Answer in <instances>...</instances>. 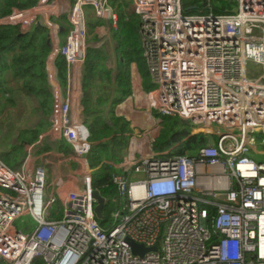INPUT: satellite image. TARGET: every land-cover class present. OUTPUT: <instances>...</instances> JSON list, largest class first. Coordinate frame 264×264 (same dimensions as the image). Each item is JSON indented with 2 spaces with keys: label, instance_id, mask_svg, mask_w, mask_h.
Returning a JSON list of instances; mask_svg holds the SVG:
<instances>
[{
  "label": "built area",
  "instance_id": "obj_1",
  "mask_svg": "<svg viewBox=\"0 0 264 264\" xmlns=\"http://www.w3.org/2000/svg\"><path fill=\"white\" fill-rule=\"evenodd\" d=\"M109 1L38 0L0 17V26L33 32L40 21L50 33L53 106L38 144L48 141L52 156L71 146L58 162H75L78 187L64 192L62 178L48 181L51 164L34 163L32 146L17 167L0 158V264L37 258L45 264H264V162L251 157L264 156V0H236L233 13L221 14L212 0L202 14L184 13L182 0H130L126 11L140 18L142 57L153 83L140 96L158 123L177 117L208 141L183 153H157L152 143L161 126L157 133L134 129L112 174L122 207L104 228L94 211L91 133L63 97L55 62L65 59L69 94L71 74L94 47L91 34L109 41L119 27ZM58 201L60 213H53ZM24 216L30 222L18 225ZM127 238L158 249L134 253Z\"/></svg>",
  "mask_w": 264,
  "mask_h": 264
},
{
  "label": "trees",
  "instance_id": "obj_2",
  "mask_svg": "<svg viewBox=\"0 0 264 264\" xmlns=\"http://www.w3.org/2000/svg\"><path fill=\"white\" fill-rule=\"evenodd\" d=\"M37 1L0 0V17L11 14L13 6L27 8L37 4ZM129 2L130 0H125V2H121L122 4L118 1L114 3L119 16V27L113 31V36L122 56L118 62L114 92L111 91L113 86L112 70L106 63L109 57L106 46L100 48L90 46L88 48L82 76L84 96L81 104L84 108L85 121L88 122L91 133L90 142L92 145L88 160L91 168L92 165L96 167L95 170L94 167L92 169L93 187L98 189L106 198L103 218L98 219L104 228L111 227L110 214L122 207L121 198L112 181V174L119 171L116 165L120 163L123 153L128 148L130 138L134 134V128L125 116L117 115L115 105L132 94V75L130 71L132 62L135 61L140 68V73L145 82L143 88L146 91L153 88L146 63L142 57V49L137 46L136 53H134L129 47L127 36L124 35L128 31L133 33L140 20L137 14L130 13V15L126 11V5ZM182 2L183 12L187 14H195L194 12H196L190 7L198 5V9H203L206 4V0H182ZM236 3V0H212L214 12L217 14L233 13L234 11L231 9L236 6ZM43 31H45L44 28H37L33 32H22L19 26H0V73L8 69L16 72V74L22 71L24 72L23 75H28L30 78V84H34V81L47 83L45 64L51 47L48 46L46 39L43 37ZM56 67L59 71V77L64 79L66 62L62 56L57 57ZM99 77H104V80L96 88L95 82ZM99 90L104 91L101 97L97 95ZM32 91L44 95L47 98V104L51 105L50 97L52 93L48 86L33 85ZM108 103L111 107L109 114L111 122L94 116L101 111L100 107H106ZM181 123L177 117L165 116L162 118L160 134L152 143L155 152L169 151L170 155H174L183 153L187 148L207 143L208 136L205 133L193 134L188 127ZM170 146L172 147L169 148ZM175 146H178L179 149L176 150ZM105 209L107 213H105ZM211 211L213 212L212 209ZM54 217L57 216L51 215V218ZM34 264H45V261L42 258H37Z\"/></svg>",
  "mask_w": 264,
  "mask_h": 264
},
{
  "label": "rangeland",
  "instance_id": "obj_3",
  "mask_svg": "<svg viewBox=\"0 0 264 264\" xmlns=\"http://www.w3.org/2000/svg\"><path fill=\"white\" fill-rule=\"evenodd\" d=\"M118 1L125 2V0H118ZM109 3L111 6H114V3H117V1L110 0ZM130 5L131 4L129 2V4L126 5V9L129 8ZM237 6H238V2L236 3L235 7H232L231 10L235 11ZM128 11L130 12L131 10L129 9ZM195 11H196L194 12L195 14L196 13L202 14V13L209 12L207 9H197ZM45 33H46L45 31L42 32V34H45ZM124 35L127 36L128 38L130 49H132V51L136 53L137 46L141 45L138 32H137V27L133 30V33L132 31H128L124 33ZM113 44H115L114 40H113ZM124 49L125 48L123 47V50ZM251 68L257 72L261 71L260 65L252 64ZM23 73L24 72L19 71V73L16 74V72L12 71L11 69L6 70L3 73H0V81L2 82V83L0 82V89H2L0 92V149L3 151V152H0V157L3 156V159H6L7 157L9 160H12V161H7V164L11 167L16 166L19 158H17L14 161L10 156L15 157L17 156V154H13L9 156L4 152H7L10 146H12L13 142L16 141V145L17 147H19L22 140H31L33 137H36L37 133H39L43 128L49 126V116L52 111V106L48 105L46 102L47 98L44 97V95H40L32 91L33 85L40 87V86H48V84L44 82L41 83L38 81H34V84H30V78L28 77V75H23ZM10 77H12L13 80L15 79V81L12 80V82H9ZM5 80L6 82H3ZM103 80H104V77H99L97 81L95 82V87L97 88L99 84L103 82ZM106 83L109 84L108 81H106ZM115 87H116V83L113 82V86L111 88L112 92H114ZM103 93H104L103 90H99L97 92V95L101 97ZM131 95L123 99L122 102L120 101V103L115 105L116 113L118 110L117 106L118 105L120 106V113L119 114L117 113V115L125 116L123 112L126 111V107H127L126 105L130 104V101L128 100L133 101L134 110L136 111L145 110L140 105H137L134 102L133 98H130ZM50 98H49V101H50ZM127 101H128V104H127ZM121 103H123V105H120ZM100 109L101 111L99 113H96L94 116H98L99 117L98 119H104L106 121H110V118H109L110 109H111L110 103H108L106 107H100ZM156 116L158 118H161L160 115L156 114ZM85 124L88 127L87 121H85ZM142 127L144 130L142 131L143 133L153 130V128H151L150 125L147 124V122H145ZM156 128H158L157 124H156ZM171 147L172 146H170L169 148ZM175 148L176 150L179 149L178 146H175ZM259 148L260 150H262L261 146ZM20 152L21 150L19 151V153ZM251 157H253L257 161L264 162V156H259V158L257 159L255 158V154L252 153ZM93 167L94 166L92 165L91 169H93ZM95 169L96 167H94V170ZM92 173H93V170H92ZM51 178H52L51 172L48 170V181H50ZM60 209H61V205H60V201H58L54 205L52 212L57 213L59 211L58 213H60ZM105 213H107L106 209H105ZM28 221L30 222L27 216H24L21 219L16 220V223L18 225H24ZM110 224H111V221H110ZM31 231L28 233H31Z\"/></svg>",
  "mask_w": 264,
  "mask_h": 264
},
{
  "label": "crops",
  "instance_id": "obj_4",
  "mask_svg": "<svg viewBox=\"0 0 264 264\" xmlns=\"http://www.w3.org/2000/svg\"><path fill=\"white\" fill-rule=\"evenodd\" d=\"M68 5H69V3H67V6ZM12 8H15V6H13ZM127 10H128V8H127ZM62 25H63V23H62ZM139 26H140V20H139V25L137 27L138 36H139ZM90 28L91 29L93 28L91 20H90ZM113 31H112V33H110V39L111 40H109V41H106V40L102 41L98 35L91 34L89 42L93 43L94 47H98V48L103 47V46L107 47L109 57H108L106 63L112 70V81L115 82L116 75L118 74V62H119V59L122 58V56L119 52L117 41L114 39ZM45 32H48V31L45 30ZM59 34H60L61 40H64V38L66 37V34H67L66 28L65 27L62 28L60 30ZM111 34H112V37H111ZM43 37L47 41V37L45 36V34H43ZM139 39H140V36H139ZM113 40H114L115 44H113ZM140 43H141V45L139 48L142 49L141 39H140ZM48 46L52 47L49 44H48ZM48 56H49V54H48ZM48 56H47V58H48ZM47 58H46V64H45V66H46L45 67V73H46V79H47V83H48V87H49L48 72H47V65H48ZM55 64H56V62H55ZM84 68H85V65L82 68L77 67L76 69H74L73 74H71L72 75V82H71V88H70L69 94H67L66 89H65L66 78H67V67H66L64 79L60 78V82L64 88L62 90L63 97H68L71 99V102H73V108L76 110V112L79 116H80V114L82 115V117L84 118V121H85L86 117L84 114V108H83V105L81 104L83 96H84V91H83V86H82V76H83ZM8 70H10V69H8ZM130 71H131V75H132V87H133V91H132L133 96L131 95L130 98H133L134 102L137 105H140L145 110L144 111L134 110L133 101L128 100V101H130V104H128V101H127L128 105H126L127 106L126 111H124L123 114L126 116V118L128 120H130L131 125H132V127H134L135 130L140 129L141 131H144L142 126L144 125L145 122H147V124H149L150 127L153 128V130H151L147 133H157V132H155L156 131V124H157V127H160L161 124L158 123L157 118L155 117V112L153 113V111L150 110V106L147 103V101L143 100L142 97L140 96L142 94V91H146L143 88V84L145 82H144V79H142V75L140 73V68L135 61L132 62ZM12 80H13L12 77H10L9 82H12ZM13 81H15V79ZM3 82H6V80ZM120 105H123V103H121ZM51 106H53L52 94H51ZM118 106H117V108H118L117 113L119 114L120 113V106L119 107ZM48 128H49V126L43 128L39 133H37L36 137H33L31 140H22L19 147H17L16 141L13 142L12 146H10V148L7 150V152H4V153H6L9 156L13 155V154H17V156H15V157L10 156L14 161L17 158H19L17 161V164L15 166V167H17L21 163V161L23 160V157L25 155V149L29 146H32V147H34L33 162L34 163H42L45 165L51 164L52 168H48V170L51 172V175L60 177L64 181V186L62 187L61 191L66 192V191H69L70 189L78 188L77 185L75 184V176L77 175V173L75 171V169H76L75 162L74 161L65 162V163H59L58 162V160L60 158L64 157L67 154L72 153L71 146L66 144L62 153H58L56 156H52L48 153V147L50 144L48 141H45V142L38 144L39 135L46 132ZM160 130H159V132H160ZM20 150H21V152L19 153ZM0 152H3V151L0 149ZM0 158L3 160V156H1ZM6 159L3 160L6 163H7V161H12V160H9L7 157H6ZM108 226H109V223H108Z\"/></svg>",
  "mask_w": 264,
  "mask_h": 264
},
{
  "label": "water",
  "instance_id": "obj_5",
  "mask_svg": "<svg viewBox=\"0 0 264 264\" xmlns=\"http://www.w3.org/2000/svg\"><path fill=\"white\" fill-rule=\"evenodd\" d=\"M68 1H70V0H68ZM190 8L194 9V10H197L199 8V6L198 5H194V6L190 7ZM39 27H41V23H40V21H37L35 23V28H39ZM45 36L47 37V43L50 46H52L50 33L46 32ZM181 124H180V126H182ZM92 196L96 200V205L94 207V211H95L96 217L98 219H101V218H103V210H104V207L106 205V198L101 194V192L98 189H94L93 190ZM127 242L130 244V246H131V248H132L134 253L141 254V255L144 252L148 251V250H157L158 249L157 246L146 248L144 245L133 241L131 238H127Z\"/></svg>",
  "mask_w": 264,
  "mask_h": 264
},
{
  "label": "bare ground",
  "instance_id": "obj_6",
  "mask_svg": "<svg viewBox=\"0 0 264 264\" xmlns=\"http://www.w3.org/2000/svg\"><path fill=\"white\" fill-rule=\"evenodd\" d=\"M65 264V263H64Z\"/></svg>",
  "mask_w": 264,
  "mask_h": 264
}]
</instances>
